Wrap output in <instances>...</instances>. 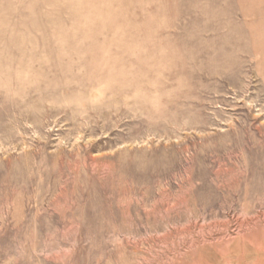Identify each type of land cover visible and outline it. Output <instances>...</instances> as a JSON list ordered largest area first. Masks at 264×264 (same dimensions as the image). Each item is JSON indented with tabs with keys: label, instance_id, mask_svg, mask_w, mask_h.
Listing matches in <instances>:
<instances>
[{
	"label": "rangeland",
	"instance_id": "rangeland-1",
	"mask_svg": "<svg viewBox=\"0 0 264 264\" xmlns=\"http://www.w3.org/2000/svg\"><path fill=\"white\" fill-rule=\"evenodd\" d=\"M0 264H264V0H0Z\"/></svg>",
	"mask_w": 264,
	"mask_h": 264
}]
</instances>
